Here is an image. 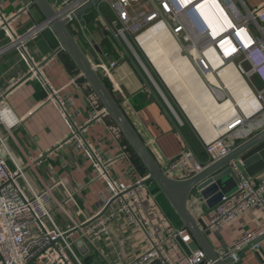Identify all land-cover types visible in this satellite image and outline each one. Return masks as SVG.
I'll use <instances>...</instances> for the list:
<instances>
[{
	"label": "crops",
	"instance_id": "crops-1",
	"mask_svg": "<svg viewBox=\"0 0 264 264\" xmlns=\"http://www.w3.org/2000/svg\"><path fill=\"white\" fill-rule=\"evenodd\" d=\"M245 2L248 8H255L263 4L264 0ZM238 5L244 12L245 8ZM137 8L140 9L139 3ZM0 12L13 18L11 25L18 33L24 32L32 24L45 20V16L38 6L33 4V0H0ZM100 13L108 21L116 17L107 1L102 0L79 17L88 26L89 33L84 35L80 31L75 33V36L94 65L101 62H118L112 77L105 76L101 68L98 72L159 165L166 169L187 147L192 148L191 137L196 143V150L202 156L198 159L206 164L209 155L206 152L204 138L212 139L218 135L211 133L204 135L194 122L198 135L195 131L186 132L184 125L179 126L162 99L163 96L161 97L149 84L126 47L120 45L104 27ZM7 40L6 29H0V47ZM179 45L181 53L193 63L194 59L190 53ZM251 55L254 62L262 63L263 55L260 51L256 50ZM137 56L141 61L139 55ZM241 58L234 60L235 65H223L217 72L212 71L208 76L199 73L206 88L204 90L200 87L203 91L202 102L209 104L213 96L217 104L229 105L232 102L236 109L234 116L238 111L241 112L242 108L249 112L260 106L256 92L263 84L257 76L242 77L237 68ZM28 59L38 70L37 75L32 77H29L28 61L18 50L14 49L0 55V93L8 92V100L21 120L12 131V137L9 139L10 148L27 167L26 175L34 189L39 190L45 185L61 181L53 192L56 222L65 228L84 224L95 215L101 201L111 199L112 192L109 187L111 179L133 184L139 179H147L149 172L114 119L106 112L72 57L62 47L52 28H46L29 44ZM242 64L245 69L251 67L249 61H243ZM226 71L238 75V82L235 78L228 77ZM157 73L160 75L158 71ZM214 84L222 85L220 90L223 94L219 96L211 88ZM166 86L185 114L190 117L172 89L167 84ZM53 90L57 91V95L50 99L49 94ZM178 90L182 91L184 98L185 92L182 89ZM233 93L242 97L243 99L239 101H243L244 104L240 103ZM245 99L249 100H246L248 103ZM186 104L191 105L188 97ZM248 122L246 127L258 122L252 126V130L258 127V130L262 129L264 114ZM77 128L84 131L89 147L101 156L103 175L95 167L87 152L78 147L77 140L74 138L69 140ZM52 150L54 151L51 154L46 155ZM166 172L175 179L191 176L184 169L176 171L166 169ZM256 176L258 178L264 176V167L259 169ZM142 199L148 217L161 237H165L163 247L172 264H187L188 256L200 248L194 240L185 242L180 235L171 236V233L183 230L182 223L155 182L145 183ZM188 206L202 228H208L213 207H209L197 190L192 191ZM263 226L264 216L258 211H252L219 229L221 239L214 235L217 230H212L210 236L218 253L223 255L240 234ZM110 232L109 236L93 243L82 239L80 231L74 232L73 246L84 264H135L137 259L152 249L153 243L147 231L126 215H121L112 224ZM142 264L164 263L160 259H155ZM231 264H264V241L259 249L245 250L239 261Z\"/></svg>",
	"mask_w": 264,
	"mask_h": 264
},
{
	"label": "built area",
	"instance_id": "built-area-1",
	"mask_svg": "<svg viewBox=\"0 0 264 264\" xmlns=\"http://www.w3.org/2000/svg\"><path fill=\"white\" fill-rule=\"evenodd\" d=\"M91 1L50 0L56 16L68 20L69 23H75L79 32L84 35L89 33V28L79 19L81 15L75 17V13ZM103 1H107L116 14L113 20L108 21L100 13L104 27L120 45L127 46L133 51L135 48L131 42L132 38L137 42L141 35L163 24L172 37L183 46V50L190 53L199 73L208 76L212 71L217 72L223 65H233L234 60L241 56L243 58L237 68L243 78V75L252 78L257 75L258 70H264V3L255 8H248L245 0H215L230 22L229 27L216 32L214 29L218 28L219 23L223 24L224 19L218 16V24L212 26L200 12V8L205 4L211 5L210 0ZM138 3L140 9L137 8ZM238 4L245 8L244 12ZM12 20V17L0 12V29H6L8 36V40L0 47V55L14 49L18 50L30 65L29 77L37 75V66H33L28 59V46L46 28L51 27L44 20L18 33L11 25ZM256 50L263 55L261 68L257 67L251 55ZM243 61H249L251 67L245 69ZM117 65V61H111L101 62L94 67L97 71L103 69L105 76L112 77ZM211 88L218 95L223 94L220 90L221 84L211 85ZM7 94V91L0 93V264H84L73 246L74 232L80 231L82 239L93 243L109 236L112 224L121 215L138 222L147 231L153 243L152 249L137 259L135 264L155 259H160L164 264H172L163 247L165 237H161L148 217L142 199L146 183L144 179H139L133 184L111 179L109 184L111 199L101 201L95 215L86 223L65 228L56 222L53 192L61 181L45 185L39 190L33 188L26 175L27 167L16 157L9 145L12 131L21 120L11 106ZM56 95L57 91L53 90L49 98L54 99ZM256 99L260 103L257 109L248 112L242 108L241 112L238 111L237 115L226 123V130L222 134L212 139L204 138L206 152L209 155L206 164L196 157L192 148L187 147L166 169L170 171L184 169L192 176L208 164L227 155L240 142L257 132L259 127L252 130V126L258 122L251 123L249 127H246V124L255 120L258 115L264 114V86L257 89ZM83 132L77 128L69 140L73 138L77 140L78 147L87 152L95 167L103 175L102 158L89 147V141ZM231 166L239 178V183L232 192L223 194L221 200L213 207L208 222L211 230L218 231L239 216L252 211H258L264 216V176L258 178L256 174L249 173L241 158L231 162ZM178 235L182 236L185 242L193 240L186 230L171 233L172 237ZM263 241L264 226L245 231L222 256L232 257V263L238 262L240 259L238 254L241 251L247 247L259 249ZM187 264L213 263L203 250L198 249L188 256Z\"/></svg>",
	"mask_w": 264,
	"mask_h": 264
},
{
	"label": "water",
	"instance_id": "water-1",
	"mask_svg": "<svg viewBox=\"0 0 264 264\" xmlns=\"http://www.w3.org/2000/svg\"><path fill=\"white\" fill-rule=\"evenodd\" d=\"M100 1L102 0H92L78 10L75 13V17L80 16ZM33 4L41 10L45 16L47 25L56 33L61 41L62 47L72 57L80 72L104 105L106 112L114 119L148 170L149 177L145 179V182H155L157 184L180 218L182 229L191 235L198 247L205 252L207 258L213 264H231L233 261L232 257H223L218 253L210 236L213 231L210 227L202 228L189 209L188 201L192 191L197 190L207 201L209 207H214L221 200L223 194L230 193L236 189L239 178L231 166V162L236 159L241 158L244 161V167L251 174H256L259 169L264 167V127L246 140L240 142L227 155L208 164L200 172L185 179L170 177L167 175L165 169L159 165L149 148L141 139L121 108L120 103L115 99L105 81L85 53L83 47L80 45L75 36V33L79 32L75 23H69L68 20L58 18L50 0H33ZM164 97L171 106L165 95ZM214 235L221 239L218 231H215ZM247 249H250V247H247L238 255H241Z\"/></svg>",
	"mask_w": 264,
	"mask_h": 264
},
{
	"label": "bare ground",
	"instance_id": "bare-ground-1",
	"mask_svg": "<svg viewBox=\"0 0 264 264\" xmlns=\"http://www.w3.org/2000/svg\"><path fill=\"white\" fill-rule=\"evenodd\" d=\"M210 3V6L207 3L200 8V12L204 15V17H206L208 22L212 24V26H215L218 24V16L219 18L224 19L223 24L219 23V25H217L218 28L214 29V31L219 32L223 28L229 27L230 22L221 10L220 6L217 5L215 0H210ZM139 40V46L140 48L142 46L141 49H143L142 51H144L145 56L149 58V61L160 73V75L165 77L166 84L179 97L183 107L196 124L199 131H201L204 135H208L209 133L215 136L222 134L226 130V127H222L220 129L217 127L233 119V116L236 114L234 104L232 102L229 103L230 106L228 104H217L216 99L214 96L212 97L210 91L209 93L212 97V101H209V104L202 102L197 97L199 95L198 88L200 89L201 87L206 90L205 86H203L202 78L192 61L188 57H184L182 55L179 43L172 37L168 29H166L163 24H159L141 35ZM141 62L148 71L142 60ZM185 66H187L188 69ZM226 75H228V77L235 78L236 82H238V75L236 76L233 72L226 71ZM154 83L163 94V91L155 80ZM178 89H182L185 92L186 96L184 98L182 96V91ZM237 89L239 90V88ZM187 97L192 99L193 104L187 106ZM235 97L238 101L243 99L237 95H235ZM246 100L249 101L248 99H245V101ZM242 104H244V102Z\"/></svg>",
	"mask_w": 264,
	"mask_h": 264
},
{
	"label": "rangeland",
	"instance_id": "rangeland-1",
	"mask_svg": "<svg viewBox=\"0 0 264 264\" xmlns=\"http://www.w3.org/2000/svg\"><path fill=\"white\" fill-rule=\"evenodd\" d=\"M131 42L135 48V51L137 53V55H139V57L141 58V60L143 61V63L145 64V66L147 67L148 72L145 67L143 66V64L141 63L140 59L138 58V56L136 55L135 51L131 50L129 47L126 46L127 51L129 52L132 60L134 61V63L137 65L138 69L141 71V73L146 77L147 81L149 82V84L152 85V87L155 89V91L162 97L163 94L162 92L157 88V86L154 83V80L156 81V83L158 84V86L161 88V90L165 93V95L167 96L171 106L174 108H172L169 103H167V100L164 98V96L162 97V99L165 101L171 115L173 116V118L179 123V126H183L184 129H186V132L192 133V131H195L197 134V131L195 130V126L193 123V120L188 117L185 114V111H183V109L180 107V105L178 104L177 100L174 98L173 94L170 92V90L168 89V87L166 86V81H165V77L161 76L157 73L156 69L152 66L151 62L149 61V58H147L144 54V52L142 51V49L140 48L139 44V39L136 42L135 38L131 39ZM183 55V54H182ZM184 56V55H183ZM186 57V56H184ZM162 78V79H161ZM165 83H164V82ZM199 95L197 96L200 100L202 98V90L199 89ZM173 91V90H172ZM175 94V93H174ZM176 95V94H175ZM177 96V95H176ZM178 97V96H177ZM179 99V97H178ZM190 100V104H193L192 99ZM180 101V100H179ZM181 102V101H180ZM178 116H177V115ZM232 120V119H231ZM229 120V121H231ZM228 123V122H227ZM226 123L221 124L220 126H218L217 128L220 129L223 126H225ZM192 129V130H191ZM194 132V133H195ZM187 134V133H186ZM198 135V134H197ZM189 135H187L188 137ZM189 139V137H188ZM190 141V139H189ZM190 144L192 146V150L194 151L196 157L202 158L201 155H199L200 153L196 150V143H194V139H192L191 137V141Z\"/></svg>",
	"mask_w": 264,
	"mask_h": 264
},
{
	"label": "clouds",
	"instance_id": "clouds-1",
	"mask_svg": "<svg viewBox=\"0 0 264 264\" xmlns=\"http://www.w3.org/2000/svg\"><path fill=\"white\" fill-rule=\"evenodd\" d=\"M262 62H263V61H262ZM255 63H256V62H255ZM256 65H257V67H260V68H261L262 63H261V64H257V63H256ZM256 76L260 79V81L262 82V84H263V86H264V72L260 69V70H258Z\"/></svg>",
	"mask_w": 264,
	"mask_h": 264
}]
</instances>
